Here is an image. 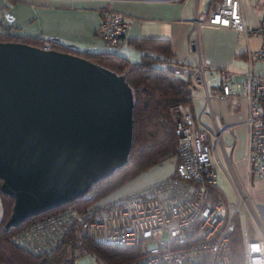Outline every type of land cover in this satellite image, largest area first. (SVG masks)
I'll list each match as a JSON object with an SVG mask.
<instances>
[{"label": "built area", "instance_id": "1", "mask_svg": "<svg viewBox=\"0 0 264 264\" xmlns=\"http://www.w3.org/2000/svg\"><path fill=\"white\" fill-rule=\"evenodd\" d=\"M206 21L232 28L245 38H259V47L245 52L247 69L243 79L223 78L217 96L219 99L237 94L245 96L246 162L251 174L264 178V115L258 104V99L264 96V80L252 70L255 61L264 60V14L258 25L251 27L244 20L240 0H215L207 11ZM129 24L122 12L106 8L94 34L105 46H116ZM193 45L191 40L190 46ZM192 79L206 91L201 63L195 66ZM173 130L177 162L167 175L82 208L63 205L15 229L11 241L33 254H50L68 241L76 260L87 256L90 264H107L94 245L138 246L139 256L123 264H232L230 234L235 218L244 224L245 214L238 208L237 187L244 195L243 189L231 167L223 169L236 200L210 195L211 185L217 186L212 142L214 150L220 147L229 161L222 139L223 134H230L229 127L200 125L187 106ZM92 187L93 184L83 198H91ZM243 253L245 264H264V241L249 239L243 233Z\"/></svg>", "mask_w": 264, "mask_h": 264}, {"label": "water", "instance_id": "2", "mask_svg": "<svg viewBox=\"0 0 264 264\" xmlns=\"http://www.w3.org/2000/svg\"><path fill=\"white\" fill-rule=\"evenodd\" d=\"M131 89L82 56L0 41V191L13 203L3 230L82 197L124 165Z\"/></svg>", "mask_w": 264, "mask_h": 264}, {"label": "crops", "instance_id": "3", "mask_svg": "<svg viewBox=\"0 0 264 264\" xmlns=\"http://www.w3.org/2000/svg\"><path fill=\"white\" fill-rule=\"evenodd\" d=\"M212 0H0V23L12 27L21 35H42L58 40L76 50L116 51L131 62L139 52L127 45L130 37L167 39L172 55L165 63L182 77L189 76L195 66H204L206 91L194 84L190 108L195 120L207 128L229 127L226 136V167H231L243 189L244 199L262 234L249 239L264 241V178H256L248 170L246 153L248 129L245 117L246 98L242 94L219 99L223 78L240 81L247 69L245 52L259 47V38L244 37L232 28L206 21ZM244 20L248 26L258 25L264 14V0H240ZM112 8L122 12L130 24L123 39L116 46H105L94 31L101 10ZM195 12L197 13L195 16ZM194 45L190 46V41ZM253 73L264 80V60L253 63ZM193 80V79H192ZM207 93V94H206ZM222 135V137H223ZM223 139V138H222ZM227 146V150H226ZM224 157V153L222 151ZM155 165L121 187L117 194L133 191L167 175L172 167ZM166 166H168L166 168ZM218 186V184H217ZM231 194V193H230ZM1 216V206H0Z\"/></svg>", "mask_w": 264, "mask_h": 264}, {"label": "trees", "instance_id": "4", "mask_svg": "<svg viewBox=\"0 0 264 264\" xmlns=\"http://www.w3.org/2000/svg\"><path fill=\"white\" fill-rule=\"evenodd\" d=\"M100 12L102 15L103 10ZM0 41H20L38 47H44L47 43L48 48L73 53L115 73H123L131 89L132 137L127 161L109 176L93 183V187L89 189L92 193L90 199L76 198L29 216L17 226L3 230L2 225L11 212L13 198L0 191V264H75L76 257L68 241L50 254H33L14 244L11 241V234L20 226L52 213L63 205L75 204L78 208H82L120 195L117 192L122 186L133 181L152 166L163 165L168 161H173L175 165L176 136L173 128L182 110L192 106L193 80L189 76H180L165 64L172 55L171 45L167 39L128 38L127 45L139 52V58L134 62L116 51L76 50L42 35L17 34L12 31V27H4L1 23ZM258 104L264 115V96L258 99ZM210 195H222V193L218 186L211 185ZM238 220H235L234 229L230 234L232 264H245L243 230ZM94 249L107 264H123L140 254L138 246L94 245Z\"/></svg>", "mask_w": 264, "mask_h": 264}, {"label": "rangeland", "instance_id": "5", "mask_svg": "<svg viewBox=\"0 0 264 264\" xmlns=\"http://www.w3.org/2000/svg\"><path fill=\"white\" fill-rule=\"evenodd\" d=\"M224 135L222 138L227 143V140H226L227 137ZM226 150H227V146H226ZM212 154H213L214 168L217 171L218 188L221 191L222 195L228 201H232V200L235 201L236 200L235 192H234L231 184L229 183V181L226 177V173L223 169V167H226L227 165H226L225 159L222 155V149L220 147H216V149L214 150L213 142H212ZM166 163H168L167 164L168 166H171V167L174 166L173 161H168ZM168 166H166V168ZM129 182H127L125 185H127ZM237 189H238L237 193H238V197H239L238 198V208L242 212H244V214H245V223L243 224L237 218H235V220L239 221V223L241 224L240 226L242 227V230L244 229L249 237H257L258 235L260 236L262 234V227L258 223V221H256V218L254 217L253 213L249 209V206H248L246 200L244 199V195L242 194V192L240 191V189L238 187H237ZM243 233H245V232L243 231ZM76 262H77V264H90V260L87 256L79 257L76 260Z\"/></svg>", "mask_w": 264, "mask_h": 264}]
</instances>
